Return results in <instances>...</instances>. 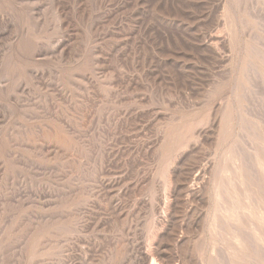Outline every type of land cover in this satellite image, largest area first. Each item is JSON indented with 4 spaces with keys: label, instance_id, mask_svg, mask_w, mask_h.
Masks as SVG:
<instances>
[{
    "label": "rangeland",
    "instance_id": "374dc122",
    "mask_svg": "<svg viewBox=\"0 0 264 264\" xmlns=\"http://www.w3.org/2000/svg\"><path fill=\"white\" fill-rule=\"evenodd\" d=\"M263 173L264 0H0V264H264Z\"/></svg>",
    "mask_w": 264,
    "mask_h": 264
},
{
    "label": "bare ground",
    "instance_id": "6f19581e",
    "mask_svg": "<svg viewBox=\"0 0 264 264\" xmlns=\"http://www.w3.org/2000/svg\"><path fill=\"white\" fill-rule=\"evenodd\" d=\"M235 25H236V24H235ZM231 109H232V108H231ZM134 115H135V114H134ZM237 116H239V115H237ZM232 117H233V116H232ZM133 118H134V117H133ZM236 119H237V117H236ZM187 121H188V120H187ZM136 122H137V121H136ZM189 122H190V121H189ZM233 122H234V121H233ZM235 122H236V121H235ZM195 123H196V122H195ZM136 124H137V123H136ZM198 124H199V123H198ZM239 124H240V123H239ZM237 125H238V124H237ZM239 126H240V125H239ZM76 127H77V126H76ZM195 127H196V126H195ZM136 128H137V127H136ZM227 129H228V128H227ZM233 129H234V128H233ZM75 130H76V129H75ZM228 130H229V129H228ZM238 130H239V129H238ZM238 130H237V132H238ZM239 131H240V130H239ZM76 132H77V131H76ZM240 132H241V131H240ZM74 133H75V132H74ZM235 133H236V132H235ZM232 134H233V132H232ZM241 134H242V133H241ZM200 135L202 136V133H201ZM225 135H226V134H225ZM231 136H233V135H231ZM235 136H237V135H235ZM204 137H205V136H204ZM238 137H239V135H238ZM81 138H82V137H81ZM162 138H163V136H162ZM231 138H232V137H231ZM231 138H230V139H231ZM73 139H74V137H73ZM234 140H236V138H235ZM230 141H231V140H230ZM236 141H237V140H236ZM180 142H181V141H180ZM233 142H234V141H233ZM182 143H183V142H182ZM46 144H47V143H46ZM235 144H236V143H235ZM240 144H241V143H240ZM43 145H45V144H43ZM47 145H48V144H47ZM155 145H156V143H155ZM177 145H178V144H177ZM180 145H182V144H180ZM180 145H179V146H180ZM233 145H234V144H233ZM149 146H150V145H149ZM231 146H232V145H231ZM261 146H262V145H261ZM229 147H230V145L228 146V148H229ZM235 147H236V145H234V147L232 146L233 150L235 149ZM47 148H48V147H47ZM50 148H52V146H51ZM54 148H55V146H54ZM56 148H57V147H56ZM56 148H55V149H56ZM58 148H59V147H58ZM71 148H72V147H71ZM180 148H181V147H180ZM236 148H237V147H236ZM62 149H63V148H62ZM74 149H75V148H74ZM147 149H148V148H147ZM172 149H173V148H172ZM243 149L246 150L245 148H243ZM148 150H149V149H148ZM227 150H228V149H227ZM230 150H231V149H230ZM247 150H248V149H247ZM250 150H251V149H250ZM252 150H253V149H252ZM75 151H76V150H75ZM234 151H235V150H234ZM61 152H62V151H61ZM171 152H172V151H171ZM231 152H232V151H231ZM235 152H236V151H235ZM235 152H234V153H235ZM246 152H247V151H246ZM78 153H79V152H78ZM223 153H224V151H223ZM223 153H222V154H223ZM234 153H233V154H234ZM237 153H238V152H237ZM61 154L63 155V153H61ZM245 154H246V153H245ZM250 154H252V153H250ZM234 155H235V154H234ZM234 155H233V156H234ZM236 155H238V154H236ZM247 155H249V154L247 153ZM252 155H253V154H252ZM252 155H251V156H252ZM66 156H67V155H66ZM66 156H65V157H66ZM172 156H173V155H172ZM254 156H257V155H253V158H254ZM68 157H69V156H68ZM222 157H224V156H222ZM248 157H249V156H248ZM228 158H229V157H228ZM240 158H241V157H240ZM235 159L237 160V158H235ZM254 159H255V158H254ZM262 159H263V158H262ZM217 160H218V159H217ZM228 160H230V158H229ZM236 160H234V161H236ZM242 160H243V159H242ZM170 161H171V160H170ZM224 161H225V160H224ZM230 162H231V160H230ZM243 163H244V162H243ZM243 163H242V164H243ZM254 163H255V162H254ZM242 164H241V166H242V168H243V167H244V166H243L244 164H243V165H242ZM246 164H247V163H246ZM252 164H253V163H252ZM255 164H256V163H255ZM255 164H254V165H255ZM234 165H235V164H234ZM217 166H218V165H217ZM224 166H225V165H224ZM251 166H252V165H251ZM64 167H65V166H64ZM222 167H223V166H222ZM222 167L220 166V168H222ZM252 167H253V166H252ZM218 168H219V166H218ZM218 168H217V170H218ZM220 168H219V169H220ZM231 168H233V167H231ZM238 168H239V165H238ZM246 168H247V167H246ZM62 169H63V168H62ZM174 169H175V168H174ZM226 169H228V168H226ZM239 169H240V168H239ZM249 169H250V168H249ZM220 170H221V169H220ZM231 170H232V169H231ZM242 170H243V169H242ZM247 170H248V169H247ZM226 171H227V170H226ZM259 171H260V170H259ZM218 172H219V171H216V170H215L216 175H217ZM239 172H240V171H239ZM241 172H243V171H241ZM246 172H247V171H246ZM260 172H261V171H260ZM220 173H221V172H220ZM226 173H227V172H226ZM229 173H230V172H229ZM231 173H232V171H231ZM243 173H244V172H243ZM261 173H262V172H261ZM170 174H171V173H170ZM170 174H168V175H170ZM222 174H223V173H222ZM233 174H234V173H233ZM263 174H264V173H263ZM171 175H173V174H171ZM171 175H170V177L173 178ZM230 175H231V174H230ZM234 175H235V174H234ZM242 175H243V174H242ZM250 175H251V174H250ZM258 175H259V174H258ZM211 176H212V175H211ZM232 176H233V175H232ZM232 176H230V177H232ZM260 176H261V174H260ZM253 177H254V176H253ZM253 177H251V178H253ZM258 177H259V176H258ZM165 178H166V176H165ZM203 178H204V177H203ZM211 178H212V177H211ZM244 178H245V177H243L242 179H244ZM166 179H167V180H168V179L170 180L169 177H167ZM192 179H193V178H192ZM222 179H223V178H222ZM228 179H229V178H228ZM236 179H237V178H236ZM172 180H173V179H172ZM211 181H212V180H211ZM214 181H215V178H214L213 182H214ZM232 181H233L234 183H236L235 181H237V180L234 181V179H233ZM257 181H258V180H257ZM164 182H166V184L168 183L166 180H165ZM224 182H226V180H225ZM251 182H252V181H251ZM254 182H255V181H254ZM175 183H176V181H175ZM186 183H188V182L186 181ZM211 183H212V182H211ZM221 183H222V185H223V182H221ZM229 183H230V184L232 183L231 180H230ZM115 184H116V183H115ZM166 184H165V185H166ZM170 184H172V182H171ZM191 184H193V183H191ZM225 184H226V183H225ZM230 184H229V185H230ZM244 184H245V183H243V185H244ZM249 184H251V183H249ZM168 185H169V184H168ZM172 185H173V184H172ZM172 185H171V186L169 185V187L171 188ZM216 185H217V184H216ZM220 185H221V184H220ZM222 185H221V186H222ZM227 185H228V184H227ZM231 185H232V184H231ZM234 185H236V184H234ZM237 185H238V184H237ZM246 185H247V184H246ZM173 186H174V185H173ZM175 186H176V185H175ZM225 186H226V185H225ZM256 186H257V185H256ZM258 186H259V185H258ZM114 187H115V186H114ZM117 187H118V186H117ZM169 187L167 186V187H164V188L167 189V188H169ZM184 187H185V185H184ZM217 187H218V185H217ZM228 187H229V186H228ZM253 187H254V186H253ZM112 188H113V187H112ZM170 188H169V189H170ZM173 188H174V187H173ZM209 188H210V186H209ZM224 188H225V187H224ZM230 188H231V187H230ZM235 188H237V187L235 186ZM257 188H258V187H257ZM260 188H261V187H260ZM260 188H259V189H260ZM118 189H119V188H118ZM178 189H179V188H178ZM190 189L192 190V188H190ZM219 189H220L221 192L223 191V190H222L223 188H222V189L219 188ZM232 189H234V188L232 187ZM237 189H238V188H237ZM243 189H244V188H243ZM263 189H264V187H263ZM126 190H127V189H126ZM181 190H182V189H181ZM215 190H216V189L214 188V191H215ZM123 191H124V190H123ZM167 191H169V190H167ZM167 191H166V194H167ZM194 191H195V190H194ZM197 191H198V190H197ZM252 191H253V190H252ZM169 192H172V190H170ZM174 192H175V191H174ZM176 192H177V191H176ZM195 192H196V191H195ZM195 192H194V193H195ZM200 192H201V191H200ZM224 192H225V191H224ZM224 192H223V193H224ZM226 192H227V190H226ZM247 192H248V191H247ZM254 192H255V191H254ZM261 192H263V191H261ZM229 193H230V192H229ZM243 193H244V192H243ZM249 193H250V192H249ZM252 193H253V192H252ZM162 194H163V193H162ZM168 194H169V193H168ZM171 194H173V193H171ZM171 194H170V195H171ZM176 194H177V193H176ZM220 194H221V193H220ZM238 194H239V193H238ZM262 194H263V193H262ZM170 195H167V197H168V196L170 197ZM174 195H175V194H174ZM191 195H192V193H191ZM225 195H226V193H225ZM249 195H250V194H249ZM255 195H256V194H255ZM260 195H261V194H260ZM163 196H164V195H163ZM194 196H195V195H194ZM216 196H217V195H215V197H216ZM218 196H221V195H218ZM228 196H230V195H228ZM236 196H238V195L236 194ZM239 196H240V195H239ZM243 196H245V195H243ZM243 196H242V200H243ZM250 196H251V195H250ZM262 196H263V195H262ZM167 197H166V198H167ZM225 197H227V196H225ZM251 197H253V195H252ZM251 197H250V198H251ZM164 198H165V196L163 197V199H164ZM232 198H234V197H232ZM253 198H254V197H253ZM167 199H168V198H167ZM167 199H166V200H167ZM169 199H170V198H169ZM214 199H215V198H214ZM216 199H218V197H217ZM229 199L232 201L231 197H230ZM229 199H228V200H229ZM245 199H246V198H245ZM162 201H163V200H162ZM221 201H222V200H221ZM215 202H216V201H215ZM223 203H224V202H223ZM234 203H235V202H233L232 205H235V208H237V207H236V204H234ZM247 203H248V201H247ZM252 203L254 204V199H253V202H252ZM257 203H258V202H257ZM65 204L67 205V203H65ZM217 204H219V206L221 207L220 203H217ZM246 205H247V204H246ZM256 205H257V204H256ZM263 205H264V203H263ZM230 206H231V205H230ZM254 206H255V204H254ZM222 207H223V206H222ZM222 207L220 208V210L222 209ZM225 207H226V206H225ZM225 207H224V208H225ZM240 207H241V206H240ZM243 207H244V206H243ZM64 208H65V207H64ZM224 208H223V209H224ZM261 208H262V207H261ZM237 209H239V208H237ZM243 209H245V208H243ZM252 209H253V208H252ZM255 209H256V208H255ZM224 210H225V209H224ZM239 210H240V209H239ZM250 210H251V209H250ZM233 211H234V209H233ZM213 212H214V211H213ZM234 212H236V209H235ZM216 213H217V212H216ZM248 213H249V212H248ZM217 214H218V213H217ZM231 214H232V213H231ZM231 214H230V215H231ZM244 214H245V213H244ZM69 215H71V214H69ZM221 215H222V214H221ZM223 215H224V214H223ZM225 215H226V214H225ZM239 215H240V214H239ZM256 215H257V214H256ZM219 216H220V215H219ZM246 216H247V215H246ZM246 216H245V217H246ZM62 217H63V216H62ZM225 217H226V216H225ZM234 217H235V216H234ZM234 217H233V218H234ZM241 217H242V216H239L240 219H242ZM219 218H221V216H220ZM67 219H68V218H67ZM67 219H66V220H67ZM70 219H71V217H70ZM213 219H214V218H213ZM240 219H239V220H240ZM246 219H248V218H246ZM67 221H68V220H67ZM229 221H232V220H228V222H229ZM240 221H242V220H240ZM214 222H215V221H214ZM219 222H220V221H219ZM257 222H258V221H257ZM71 223H72V222H71ZM71 223H70V224H71ZM209 223H210V222H209ZM215 223H216V222H215ZM224 223H225V221H224ZM224 223H223V224H224ZM231 224H232V223H231ZM239 224H240V223H239ZM59 225H60V223H59ZM158 225H159V224H158ZM211 225H212V224H211ZM219 225H221V224H219ZM235 225H236V223H235ZM240 225H241V224H240ZM61 226H62V225H61ZM65 226H68V225H65ZM156 226H157V225H156ZM156 226H154V227H156ZM224 226H225V225H224ZM256 226H257V225H256ZM263 226H264V225H263ZM68 227L71 228V226H68ZM68 227H67V230L69 231ZM152 227H153V226H152ZM154 227H153V228H154ZM159 227H160V226H159ZM216 227L218 228V224H217ZM216 227H214V228H216ZM220 227H221V226H220ZM220 227H219V228H220ZM234 227H235V226H234ZM238 227H239V226H238ZM244 227H245V226H244ZM258 227H259V226H258ZM60 228H63V229H61V230H63V231L65 232V230H64V225H63L62 227H60ZM65 228H66V227H65ZM217 228H216V229H217ZM223 228H224V227H223ZM232 228H233V227H232ZM239 228H240V227H239ZM241 228H243V225H241ZM154 229H156V228H154ZM233 229H234V228H233ZM233 229H230V230L233 231ZM67 230H66V232H67ZM70 230H71V229H70ZM218 230H219V229H218ZM221 230H222V228H221ZM235 230H236V228H235ZM237 230H238V229H237ZM241 230H242V233H243V229H241ZM241 230H239V232H240ZM63 231H62V232H63ZM215 231H216V230H215ZM223 231H224V230H223ZM223 231H222V232H223ZM232 231H231V232H232ZM69 232H70V231H69ZM226 232H228V231L226 230ZM226 232H225V233H226ZM229 232H230V231H229ZM229 232H228V233H229ZM234 232H235V231H234ZM236 232H237V231H236ZM236 232L234 233L235 235H236ZM244 232H245V230H244ZM246 232H247V231H246ZM60 233H61V232H60ZM216 233H217V232H216ZM62 234H63V233H62ZM67 234H68V233H67ZM232 234H233V232H232ZM232 234H230V235H232ZM250 234H251V233H250ZM263 234H264V233H263ZM64 235H66V234L64 233L63 236H64ZM230 235H229V236H230ZM238 235H239V234H238ZM60 236H62V235H60ZM63 236L61 237L62 239H64ZM148 237H150V236H148ZM234 237H235V236H234ZM237 237H239V236H237ZM217 238H218V237H217ZM219 238H220V237H219ZM226 238H227V237H226ZM235 238H236V237H235ZM261 238H262V237H261ZM230 239H231V238H230ZM232 239H233V236H232ZM236 239H237V238H236ZM243 239H245V238H243ZM243 239L241 240V238H240L241 241H243ZM252 239H253V238H252ZM252 239H251V240H252ZM259 239H260V236H259ZM217 240H219V239H217ZM247 240L250 241V238L248 239V237H247ZM253 240H254V239H253ZM263 240H264V239H263ZM221 241H223V240L220 239V242H221ZM223 242H224V241H223ZM253 242H255V240H254ZM240 243H241V242H240ZM242 243H244V241H243ZM257 244H258V243H257ZM247 245H248V244H247ZM242 246H243V245H242ZM250 246H253V245H250V244H249V248L252 249V247H250ZM258 246H259V245H258ZM258 246H256V247H258ZM260 246H261V245H260ZM217 247H218V246H217ZM227 247H228V246H227ZM245 248H246V247H245ZM253 248H254V247H253ZM223 249H224V248H223ZM223 249L220 248V249H218V250H219V252L222 250V251L225 253V251H224ZM241 249H242V248H241ZM257 249H258V248H257ZM225 250H226V249H225ZM233 250H234V249H233ZM236 250H237V249H236ZM226 251H227V250H226ZM240 251H242V250H240ZM223 252H222V253H223ZM261 252H263V251H261ZM141 253H142V252H141ZM211 253H212V252H211ZM216 253H217V252H216ZM216 253H215V255H216ZM220 253H221V252H220ZM234 253H235V252H234ZM260 254H261V253H260ZM217 255H218V253H217ZM231 255H232V254H231ZM235 255H236V254H235ZM245 255H246V254H244V257L246 258ZM224 256L226 257L225 254H224ZM233 256H234V255H233ZM242 256H243V254H242ZM262 256H263V255H262ZM147 257H148V256H147V253H145V255H143V257H142L143 261L147 260ZM247 257H248V256H247ZM226 258H227V257H226ZM239 258H240V257H239ZM262 259H263V258H262ZM138 260H139V259H138ZM225 260H226V259H225ZM228 261H229V260H228ZM239 261H240V260H239ZM250 261H252V260H250ZM254 262H256V260H254ZM254 262H253V263H254ZM257 263H258V262H257ZM139 264H140V263H139ZM210 264H211V263H210ZM254 264H255V263H254ZM259 264H260V263H259Z\"/></svg>",
    "mask_w": 264,
    "mask_h": 264
}]
</instances>
